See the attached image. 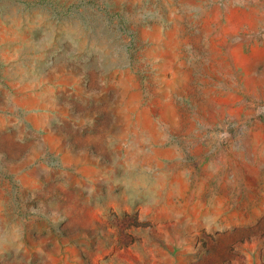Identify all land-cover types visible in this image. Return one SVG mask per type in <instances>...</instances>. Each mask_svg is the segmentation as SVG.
Returning <instances> with one entry per match:
<instances>
[{
  "label": "rangeland",
  "instance_id": "obj_1",
  "mask_svg": "<svg viewBox=\"0 0 264 264\" xmlns=\"http://www.w3.org/2000/svg\"><path fill=\"white\" fill-rule=\"evenodd\" d=\"M0 264H264V0H0Z\"/></svg>",
  "mask_w": 264,
  "mask_h": 264
}]
</instances>
